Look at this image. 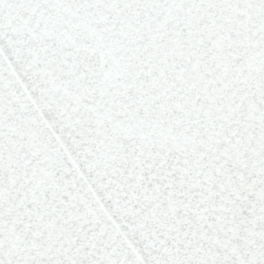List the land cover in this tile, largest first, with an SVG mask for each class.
Returning a JSON list of instances; mask_svg holds the SVG:
<instances>
[{"label": "snow or ice", "instance_id": "6c2138e0", "mask_svg": "<svg viewBox=\"0 0 264 264\" xmlns=\"http://www.w3.org/2000/svg\"><path fill=\"white\" fill-rule=\"evenodd\" d=\"M0 264H264V0H0Z\"/></svg>", "mask_w": 264, "mask_h": 264}]
</instances>
